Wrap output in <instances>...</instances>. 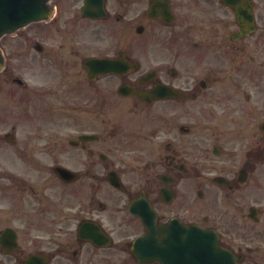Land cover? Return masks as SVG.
<instances>
[{
    "label": "flooded vegetation",
    "instance_id": "af4514ba",
    "mask_svg": "<svg viewBox=\"0 0 264 264\" xmlns=\"http://www.w3.org/2000/svg\"><path fill=\"white\" fill-rule=\"evenodd\" d=\"M50 6L5 39L40 83L4 81L21 108L0 129V264H138L154 211L264 264L261 0Z\"/></svg>",
    "mask_w": 264,
    "mask_h": 264
},
{
    "label": "water",
    "instance_id": "95a60500",
    "mask_svg": "<svg viewBox=\"0 0 264 264\" xmlns=\"http://www.w3.org/2000/svg\"><path fill=\"white\" fill-rule=\"evenodd\" d=\"M49 0H0V39L31 24L48 19ZM4 68L3 53L0 48V71ZM169 232L167 238L156 239L157 229H150V235L136 244L139 255L146 254L163 264H237L233 254L219 245L218 235L214 231L195 226H183L172 222L158 232ZM170 247L169 257L166 249Z\"/></svg>",
    "mask_w": 264,
    "mask_h": 264
},
{
    "label": "rangeland",
    "instance_id": "374dc122",
    "mask_svg": "<svg viewBox=\"0 0 264 264\" xmlns=\"http://www.w3.org/2000/svg\"><path fill=\"white\" fill-rule=\"evenodd\" d=\"M262 26H264V0H261V27ZM30 30L34 31V28ZM5 39L2 44V47L6 49V55H8L7 56L8 63H7V70L0 73V118H3V121L0 119V129L5 128V127L10 128L12 127V125H16V124L19 125L20 115H17V114L18 112H20L21 105L15 100V99L19 100V97L17 98L16 97L17 95H14L11 92L12 87L19 92V87L12 86L10 81L4 82L5 80H7L6 78L8 77V75H12V76L14 75L16 76L15 78H20L24 80L29 86L33 88L35 87V85L40 83V81L37 80L38 77H37L36 69L33 66L28 65V64L33 63V59L26 58L25 60L26 65L25 67H23L21 65L22 58L20 57V54H18L17 52L12 53L13 51L17 50V48H19V46L15 48L18 39L14 38L12 39L10 43L8 41L6 42ZM31 52L33 51L31 50ZM263 79H264V32L261 30V85H262ZM263 92L264 91L261 89V100L264 99ZM27 93H31V91L27 90ZM6 94H8V98L6 97ZM13 95L16 98L12 97ZM26 108H29V112L26 116L33 117L34 113H33V108H32L31 103H27ZM34 118L36 119V117ZM263 119H264V113H261V121ZM22 125L24 127L32 126L28 122L27 119ZM262 139L263 138L261 136V140ZM189 199L190 198H187V202Z\"/></svg>",
    "mask_w": 264,
    "mask_h": 264
}]
</instances>
